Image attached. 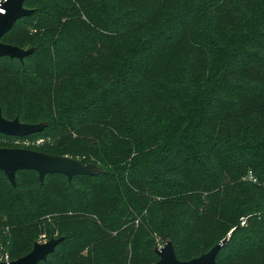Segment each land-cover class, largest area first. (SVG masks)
Segmentation results:
<instances>
[{
    "label": "trees",
    "instance_id": "trees-1",
    "mask_svg": "<svg viewBox=\"0 0 264 264\" xmlns=\"http://www.w3.org/2000/svg\"><path fill=\"white\" fill-rule=\"evenodd\" d=\"M118 1L25 0L24 7L34 13L19 19L2 38L5 44L34 48L22 62L0 58L7 67L0 73L4 118L48 123L41 132L17 138H50L53 143L32 150L109 170L72 179L71 184L96 180L94 194L85 203L72 198L74 193L67 199L60 185L48 182L49 178L67 182L64 175L49 174L41 184L37 172L18 171L14 187L0 171L5 176L0 188V234H11V238L1 239L0 247L17 260L31 252L34 234L47 227L64 240L39 264H50L51 259L54 264H153L159 256L154 250V258L147 257L143 247L154 232L169 237L181 261L209 252L225 238L211 244L208 251L209 241L223 232L231 236L218 253V264H264V60L257 53L264 50V0L127 1L151 5L150 15L142 17L137 12L118 15ZM149 20L158 22H153L158 33L145 43V57L154 60L153 70L157 64L164 68L169 62L175 67L180 75L177 84L181 90L175 93L179 102L165 109L158 98L155 119L143 132L131 130L129 146L110 154L96 130L100 128L103 137H114L110 128L121 120L120 100L97 106L83 103L75 109L70 97L60 98V89L73 83L89 87L98 71H115L122 57L119 29H128V35L138 31V36L137 28L144 24L146 28ZM65 25L92 34L79 37L71 33L55 39ZM61 44L74 52L61 51ZM153 47L157 52L152 55ZM137 50L134 47L130 53ZM60 55L73 59L63 61ZM253 71L262 76H254L251 82L244 74ZM159 107L163 109L156 115ZM166 123L169 126L164 128ZM85 133L97 143L85 141L81 137ZM167 148L182 160L183 164L166 163L180 178L168 183L169 191H149L143 174L151 173L149 165ZM126 169L132 176L119 181L125 194H109L110 180ZM29 173L37 176L35 187L32 181L22 186L19 180L20 174ZM250 174L257 182H243ZM24 186L30 189L21 193ZM232 190L238 191L237 196L229 194ZM152 195L163 199L153 200ZM175 204L188 209L177 211ZM157 212L162 219L176 213L162 223ZM28 222L31 226L19 230L24 237L17 241L12 235L15 225ZM197 230L210 238L194 239L192 244L188 240L190 246L182 250L184 239ZM62 248L65 251L58 258Z\"/></svg>",
    "mask_w": 264,
    "mask_h": 264
},
{
    "label": "rangeland",
    "instance_id": "rangeland-1",
    "mask_svg": "<svg viewBox=\"0 0 264 264\" xmlns=\"http://www.w3.org/2000/svg\"><path fill=\"white\" fill-rule=\"evenodd\" d=\"M45 1H57V0H45ZM129 0H119V5L121 10H119V14H126V13H134L142 16L150 15L149 12L151 11V5L146 3H131L127 2ZM40 6V5H38ZM62 22L66 23V20H62ZM153 22H158L156 20H149V25L145 28L144 25L137 28L140 30L139 35L136 36L138 33H132L133 35H128V29H119L121 36L119 39V45L122 48V57L118 63V66L116 67L115 71L113 72H105V71H98L95 73L91 80V85L89 87H85L83 84L80 83H73L65 88L60 89V98L65 101L69 97L71 100H73V104L75 105V109L79 107V105L83 103H88L91 105H101V104H107L111 100L118 99L120 100L122 107H123V113L121 120L118 125H112L114 128H110V130L114 133L113 136H107L103 137L100 128L96 130L97 135L100 137L99 140H101V144L103 145L105 152L107 153H116L117 151L122 150L125 147H128L129 144L128 139L131 136V130H138V132H143L145 127L149 125L150 120L155 119L154 114V106L157 104V99L162 98L163 100V106L164 108H168L169 106H172L178 103L177 101L178 95L175 93L179 92L181 90L180 85L177 84V81L179 80V74L176 72L175 67L173 65H170V62L167 66H164L162 68V65L157 64L155 66V70H153L154 66L153 61L154 60H148L145 57V50L147 47V44L145 46V43L150 41L153 33H158L157 27L153 24ZM143 28V30H142ZM161 28V27H160ZM36 29L32 30L33 33H36ZM76 34L79 35V37H87L92 33L87 32H81L79 28L77 27H68L67 25L63 26L62 29L58 31V33L55 35V39H60L59 35L65 36L67 34ZM149 44V43H148ZM61 51L68 50V52L71 54L74 52L73 49L68 47L67 45L64 46V44L60 45ZM134 47H137V53H134L130 50L134 49ZM155 47V46H154ZM154 47L150 49L149 53L154 54L157 52ZM145 48V50H144ZM141 53V54H139ZM258 55L264 60V50L257 52ZM60 59L63 61H70L72 60L69 58L67 60L64 56L60 55ZM170 60V58L168 59ZM167 60V61H168ZM5 63V62H3ZM3 63H0V73H3L7 67L4 65H1ZM152 66V70L146 71V69L150 68ZM182 67V66H181ZM170 68V70H169ZM164 69V70H163ZM174 70L173 72L171 70ZM264 72V69H263ZM249 73V72H248ZM244 74L245 78H250V81L252 82V78L255 76L257 78H261L262 75H256L254 74L255 71L251 73ZM264 77V76H263ZM263 79V78H262ZM86 101V102H85ZM163 109V107H159V110L156 112V115L159 114V112ZM157 119V118H156ZM159 120V119H157ZM48 125V123H45ZM169 123L164 124V128L168 127ZM104 126H102L103 128ZM109 126H105L104 129H109ZM118 127L120 129H118ZM118 129V132H116V129ZM108 131V130H107ZM134 133V132H133ZM137 134V133H136ZM136 137L143 138L142 134L136 135ZM113 135V134H112ZM76 138V135H73ZM85 141L92 140L91 144L97 143L96 140H93L92 137L85 133L84 136H81ZM118 139V140H116ZM78 140V139H77ZM53 140H50V138L46 137H34V138H9L0 135V147L5 148H22V149H30L33 148H40L46 143H53ZM103 152V151H102ZM69 157V156H68ZM162 161V162H161ZM168 161H178L179 164H183L182 160L172 154V148H167L166 153L157 160H154L149 165V168L151 169V173H144L143 177L147 181L146 189L149 191H169L170 190V181H176L180 178L179 172H176L173 170V168H170L171 165H168ZM92 164V163H87ZM100 169V173L94 176H99L101 174L106 173L108 170L103 167V165H97ZM142 175V174H140ZM6 176V175H5ZM3 174H0V188L3 186V178L5 177ZM130 176H132V172L129 171V169L122 170L121 172H118L113 177V180H110V189L108 190L109 194L116 193L118 191L122 192V187L120 186L119 181L122 180L121 178H124L126 181ZM251 174L249 177L243 178V182L250 181V183H253L254 181L250 179ZM5 179V178H4ZM37 180V176L34 174H20L19 180L22 184H29V182L32 181V187H35V183L33 181ZM94 181V180H93ZM81 182V181H74V184L71 181L65 182V180L60 178H49L48 182L53 184L54 187L57 185H60L62 187L63 192H65L67 195L66 198L68 199L69 194L74 193L75 195L72 198L78 199L79 202L85 203L88 201L92 195L94 194V184L95 182ZM156 181V182H154ZM252 181V182H251ZM41 183V182H40ZM44 183V182H43ZM41 183V184H43ZM99 183V181H98ZM72 185V186H71ZM247 188L249 190H254L256 192L257 189L251 186L250 184H246ZM17 186V182H16ZM14 186V187H16ZM59 186V188H60ZM31 187V188H32ZM72 187V188H71ZM169 187V188H168ZM252 189H251V188ZM22 188V187H21ZM30 188L28 186H24L20 191L21 193H24L25 191H28ZM154 189V190H153ZM72 192H71V191ZM32 191V189H31ZM20 193V192H19ZM35 193V191H34ZM238 191L232 190L229 192V194L233 196H237ZM125 194V192H122V195ZM79 195V196H78ZM173 198L176 199L177 202L182 201L181 199L177 198L176 196H173ZM62 199H64L62 197ZM153 200H161L162 197H158L156 195H152ZM176 205L177 211H182L184 209H188L184 206H178ZM160 212V211H159ZM176 212L171 213V217L165 219V217L162 219V216L158 215L157 212V220L161 222H165L168 219H172L173 215ZM180 221L184 222L182 217L179 219ZM242 225H244L242 223ZM27 226H31V224L28 222L27 224L18 223L15 225L16 229L15 233H12L14 238L19 241L22 239L23 233H20V229H23ZM40 226H43L40 224ZM44 227V226H43ZM13 230V229H12ZM47 227L40 231L38 234H34L33 239L31 240L33 243H45L51 239L59 238V233H53ZM27 233V230L25 234ZM225 234V233H224ZM223 232L220 233L217 237L209 241L207 244V247H209L211 244H215L221 239L224 238H230V234L224 235ZM182 236H185L182 234ZM11 238V234L7 231H4V233L0 234V245H2L1 239L3 238ZM24 237V236H23ZM186 237V236H185ZM210 238L209 234H200L198 230L194 232L193 235H188V239H184L183 244L181 245L182 250H186L190 244H192L194 239H206ZM169 239V237H162L157 232H154L151 234V236L148 238L147 242L144 245L145 249V255L151 259L154 258L152 255L153 251L156 248L162 247ZM189 240V243L187 241ZM171 241V240H170ZM172 242V241H171ZM193 246V245H192ZM213 245H211L208 248V251L211 249ZM33 248L30 250L32 251ZM65 251V249L62 248V250H59L58 258H60V253ZM65 255V253H64ZM85 255H87L85 253ZM57 258V259H58ZM55 259L50 260V264H54Z\"/></svg>",
    "mask_w": 264,
    "mask_h": 264
},
{
    "label": "water",
    "instance_id": "water-1",
    "mask_svg": "<svg viewBox=\"0 0 264 264\" xmlns=\"http://www.w3.org/2000/svg\"><path fill=\"white\" fill-rule=\"evenodd\" d=\"M25 0H9L5 5V14L0 13V58L9 57L21 62L34 52V48L22 49L17 46L5 44L2 38L24 17L31 16L34 11L24 7ZM47 125L22 123L18 118L8 120L4 118L0 110V134L13 137H26L41 132ZM32 170L38 173L41 183L49 174H61L71 181L75 176H94L100 173L95 164H84L78 159L68 156H55L46 153L22 149L0 147V171H2L13 186H16V174L18 171ZM231 236V234L229 235ZM64 237L51 239L45 243H35L31 252L25 256L13 260L10 263L0 264H39L46 261L53 254ZM229 238L215 245L209 252L189 261H181L177 258L173 243L168 240L162 247L156 248L155 252L159 260L153 264H218L217 256L222 246Z\"/></svg>",
    "mask_w": 264,
    "mask_h": 264
},
{
    "label": "built area",
    "instance_id": "built-area-1",
    "mask_svg": "<svg viewBox=\"0 0 264 264\" xmlns=\"http://www.w3.org/2000/svg\"><path fill=\"white\" fill-rule=\"evenodd\" d=\"M9 0H0V13L1 14H5L6 10H5V5L7 4ZM251 180H253L254 182H257V180L251 176L250 177ZM244 224V222H243ZM11 261H13L10 257V254L6 251H4V249L2 247H0V262L1 263H10Z\"/></svg>",
    "mask_w": 264,
    "mask_h": 264
}]
</instances>
